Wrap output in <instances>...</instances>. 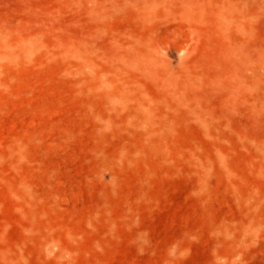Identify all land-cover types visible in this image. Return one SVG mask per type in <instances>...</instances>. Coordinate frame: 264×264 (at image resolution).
I'll return each instance as SVG.
<instances>
[{"label": "rangeland", "instance_id": "obj_1", "mask_svg": "<svg viewBox=\"0 0 264 264\" xmlns=\"http://www.w3.org/2000/svg\"><path fill=\"white\" fill-rule=\"evenodd\" d=\"M0 264H264V0H0Z\"/></svg>", "mask_w": 264, "mask_h": 264}]
</instances>
